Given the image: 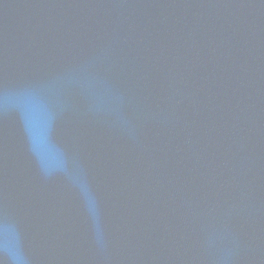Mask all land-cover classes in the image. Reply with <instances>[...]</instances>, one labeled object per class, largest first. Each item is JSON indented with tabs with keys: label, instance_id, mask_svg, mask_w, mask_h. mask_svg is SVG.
Wrapping results in <instances>:
<instances>
[{
	"label": "water",
	"instance_id": "95a60500",
	"mask_svg": "<svg viewBox=\"0 0 264 264\" xmlns=\"http://www.w3.org/2000/svg\"><path fill=\"white\" fill-rule=\"evenodd\" d=\"M0 264H264V0H0Z\"/></svg>",
	"mask_w": 264,
	"mask_h": 264
}]
</instances>
